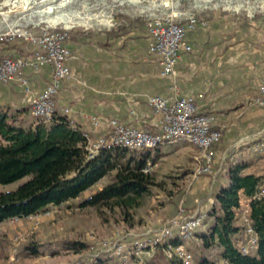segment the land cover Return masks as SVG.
<instances>
[{"label": "crops", "instance_id": "0c3cea01", "mask_svg": "<svg viewBox=\"0 0 264 264\" xmlns=\"http://www.w3.org/2000/svg\"><path fill=\"white\" fill-rule=\"evenodd\" d=\"M136 19L113 29L85 33L86 37L76 34L66 38L70 75L56 95L57 109L78 124L88 140H96L109 132L110 119L154 132L158 116L149 105L152 97L174 100L192 96L201 112L214 115V127L221 132L214 145L216 159L227 156L231 161L246 162L244 173L264 179V152L251 149L264 133V106L252 102L264 79L263 18L253 21L228 14L198 15L197 25L186 33L191 50L179 55L173 76L161 74L157 58L149 50L144 20ZM21 42L4 37L0 52L32 57L33 49L15 50L13 46ZM21 74L28 80V90L17 81L0 82V104L30 106L32 98L50 81L52 69L49 65L38 69L27 66ZM93 116L100 119L98 126L93 124ZM195 151L190 143L179 140L153 148L146 160L152 171L173 159L179 161L174 166L187 168ZM222 164L215 163L211 187L215 178L228 182ZM143 255L146 263L153 254ZM118 261L117 256L104 254L96 264Z\"/></svg>", "mask_w": 264, "mask_h": 264}, {"label": "trees", "instance_id": "16d2710c", "mask_svg": "<svg viewBox=\"0 0 264 264\" xmlns=\"http://www.w3.org/2000/svg\"><path fill=\"white\" fill-rule=\"evenodd\" d=\"M76 34L87 36L84 32L70 31L66 38H75ZM20 44L13 46L19 53L23 46L33 49L28 42ZM257 141L264 144V133ZM86 142L80 126L58 109L43 121L31 114L30 106L16 108L0 104V183L29 176L16 190L0 193V223L62 205L107 177L108 182L82 199L79 206L93 208L104 223L113 220L124 229H131L136 224V210L144 205L152 187L157 185L152 174L143 171L146 156L153 148L101 149L89 158ZM222 165L228 182L223 183V177L215 178L206 217L184 244L197 264H220L222 260L230 264H264V197L252 199L264 179L244 173L246 162L231 161L227 157ZM241 197L249 199L248 216L257 238V246L249 254H242L238 249L244 239V225L238 218ZM191 211L192 208L187 212ZM32 245H27L23 252L40 254L41 250ZM89 247L81 240L62 242L63 249L74 252ZM145 264L182 263L156 249Z\"/></svg>", "mask_w": 264, "mask_h": 264}, {"label": "built area", "instance_id": "2783aa9c", "mask_svg": "<svg viewBox=\"0 0 264 264\" xmlns=\"http://www.w3.org/2000/svg\"><path fill=\"white\" fill-rule=\"evenodd\" d=\"M2 5V3H1ZM9 7L7 11L15 8H23L22 5H2ZM6 11V12H7ZM3 12L4 14L6 13ZM144 23L149 36V50L158 60L161 74L173 76L175 65L182 52H189L191 46L186 40L188 30L197 25V17L194 15L176 21L170 16L152 14L144 18ZM16 27V28H15ZM7 32H0V40L4 37L18 38L33 46V55L30 58L23 56H10L0 52V82H20L28 90V80L21 74L25 67L38 69L49 65L52 69L50 81L36 94L30 104L31 114L39 120H48L57 109L55 98L62 82L69 77L70 69L68 59L70 49L65 44L68 30L43 22L42 25L27 22L24 25L13 24ZM257 105H264V79L257 89ZM152 112L158 116V129L150 132L138 129L132 125L124 124L115 119H110V130L96 140L86 142L88 157H93L101 149L120 147L129 151L142 148H155L164 143L185 140L195 149L202 152L204 166L197 173L209 172L212 169L213 146L221 139V132L214 127L215 117L212 113L201 112L192 96H180L170 100L164 96H154L149 100ZM95 126L99 125L97 116L91 118ZM85 135V134H84ZM86 136V135H85ZM87 138V137H86ZM251 149L255 152H264V144L257 141ZM195 157V161H197ZM152 165L147 163L143 168L149 172ZM211 168V169H210ZM264 197V183L252 199L259 200ZM249 199L241 202L238 218L244 225V239L239 243L238 249L242 254L253 252L257 246L256 234L249 219ZM46 211H41L27 217H40ZM206 217V210L196 208L191 213H185L183 208L157 229H149L142 234L127 232L116 236L114 239L103 240L95 247L91 245V251L83 254L78 259L61 264H93L101 255L117 256V264H131L141 259L143 253H154L160 249L168 258H176L182 264H197L192 253L186 248L185 242L189 241L201 227ZM18 217L7 220V223L17 221ZM3 223H0V229ZM179 240L180 242H173ZM220 264H230L228 260H222Z\"/></svg>", "mask_w": 264, "mask_h": 264}, {"label": "rangeland", "instance_id": "374dc122", "mask_svg": "<svg viewBox=\"0 0 264 264\" xmlns=\"http://www.w3.org/2000/svg\"><path fill=\"white\" fill-rule=\"evenodd\" d=\"M15 1L18 0H0V32H7L8 27L17 23L24 25L30 22L42 25L43 22H49L51 24L58 23L60 28H66L68 32L96 33L116 28L118 25L131 22L136 18L144 20L152 14L170 16L176 21H182L191 15L197 17L202 14H228L242 20L253 21L260 17L264 20L262 0H232V6L242 4L239 8L227 7L226 3L229 0H214L211 4L208 0H203L206 4L200 0H134V4L122 0H72L68 6L63 8L67 11H76L80 16H91L85 19L87 25L79 22L65 24L56 19H43L31 13L44 6L41 0L22 2L23 8H27L25 10L15 8L14 11H7L9 7L2 6L11 5ZM214 3L217 6H213ZM13 5L18 4L14 3ZM149 7L150 9H148ZM4 11L7 12L4 14ZM23 47V49L29 50L27 46ZM256 98L257 94L253 97V104H255ZM214 147L212 148V169L210 168L209 172L197 173V170L204 166L202 152L197 149L191 165H188L187 168L174 166V163L179 162L176 159L160 164L155 171H152V166L149 173L152 174L157 185L152 187L151 195L146 199L144 205L136 210V224L131 229L126 230L122 224L113 220L104 223L93 208L79 206L82 199L108 182L107 177L99 180L79 197L62 205L49 207L40 217L18 218L13 223L4 222L0 229V234H2L0 264L71 262L80 257L85 258L82 255L91 251V245L95 247L103 240L114 239L127 232L142 234L149 229L160 228L180 208H183L186 214L190 208L192 211L196 208L202 209L211 201V181L214 176L215 163L216 165L219 162L223 163L227 158V156H223L216 159ZM195 157L198 158V162L195 161ZM28 180L29 176H24L10 183H0V193L16 190ZM65 240H81L90 247L79 252L65 250L62 248V242ZM30 244H33V247H38L41 253L26 255L27 257L22 258V255H25L23 249ZM143 256L142 254L140 260L132 263L144 264L146 258ZM97 262L98 260L93 264Z\"/></svg>", "mask_w": 264, "mask_h": 264}, {"label": "bare ground", "instance_id": "6f19581e", "mask_svg": "<svg viewBox=\"0 0 264 264\" xmlns=\"http://www.w3.org/2000/svg\"><path fill=\"white\" fill-rule=\"evenodd\" d=\"M44 4V6L40 9L34 10L31 13L36 14L40 16L43 19H56L59 20L60 22H63L65 24L69 23H74V22H79V23H84L87 25L86 18H90L91 16H80L76 11H66L63 10L65 6H68L72 0H41ZM123 2H129L134 4V0H122ZM202 3L206 4L203 0H200ZM209 4H211L214 0H208ZM22 2H27V0H18L12 3V5L15 4H20L22 5ZM264 4V0H262ZM122 3V2H121ZM233 3L232 0H229L226 5L227 7H234V8H239L242 4L232 6L231 4ZM24 4V3H23ZM200 4V3H199ZM26 5V4H25ZM213 6H217L216 3L213 4ZM32 8V7H31ZM147 9V8H146ZM150 9V7L148 8ZM48 24H51L47 22ZM52 25H58L52 24Z\"/></svg>", "mask_w": 264, "mask_h": 264}]
</instances>
